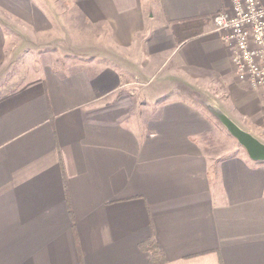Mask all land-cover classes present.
<instances>
[{"label": "crops", "instance_id": "1", "mask_svg": "<svg viewBox=\"0 0 264 264\" xmlns=\"http://www.w3.org/2000/svg\"><path fill=\"white\" fill-rule=\"evenodd\" d=\"M44 1L0 0V264H152L148 239L157 264H264V160L214 153L189 100L214 79L215 114L264 143V88L210 26L230 0ZM188 18L208 20L178 39ZM65 29L84 61L10 72Z\"/></svg>", "mask_w": 264, "mask_h": 264}, {"label": "rangeland", "instance_id": "2", "mask_svg": "<svg viewBox=\"0 0 264 264\" xmlns=\"http://www.w3.org/2000/svg\"><path fill=\"white\" fill-rule=\"evenodd\" d=\"M35 2H40L43 1L42 3L44 4V0H34ZM58 1V0H57ZM213 17V16H212ZM213 19V18H212ZM211 28L214 31V24L213 21L211 23ZM12 30V33L9 32V35H11L12 40L9 41L8 45L15 44L16 41H21L22 37L25 36V34L21 31L20 29H13L12 27L10 28ZM30 30V29H29ZM63 34L61 35H39L40 33L36 31V38L34 40L35 43L29 44L32 51L26 53L25 47L24 49L22 48L20 50V54L18 59L16 61H12L11 64V69L10 72H15L16 70L22 71V67L27 65V67H36L39 68L41 66H44L46 63H52L57 66H70L74 67L73 65L75 63H78L77 61H84L83 56H81L79 53H73L69 49H66L65 47L67 46L65 43L68 41L67 39H70L72 34L70 33L69 29H65ZM30 42V41H28ZM25 46V45H24ZM25 50V51H24ZM139 81H142L140 78L137 77V79L133 83H135L137 86L143 87V84L140 83ZM217 85V84H216ZM215 85V80L212 79L210 81V91H204V90H194L191 93V98L189 100H192L195 102L198 106H201L205 112L210 113L214 121L217 122L219 126V131L216 135H210V144L208 146H211V150L214 153H224L226 155L229 154H236L239 153L240 151H244V146L242 143L237 139V137H234L232 132H230L229 128L227 125L225 126L222 124L221 121V116H217L214 112L215 111H223L225 112V108L221 104L218 103L217 99L220 100L219 95L216 94V91L218 90V87ZM186 94H184V97ZM217 98V99H214ZM153 110V109H151ZM150 108L148 107L147 111L145 110L144 112L140 111V118L143 120L146 119V117H150ZM150 111V112H149ZM143 113L145 115H143ZM152 113V112H151ZM145 122V121H144Z\"/></svg>", "mask_w": 264, "mask_h": 264}, {"label": "built area", "instance_id": "3", "mask_svg": "<svg viewBox=\"0 0 264 264\" xmlns=\"http://www.w3.org/2000/svg\"><path fill=\"white\" fill-rule=\"evenodd\" d=\"M212 18L214 31L233 42L237 78L251 88H264V0H230Z\"/></svg>", "mask_w": 264, "mask_h": 264}, {"label": "trees", "instance_id": "4", "mask_svg": "<svg viewBox=\"0 0 264 264\" xmlns=\"http://www.w3.org/2000/svg\"><path fill=\"white\" fill-rule=\"evenodd\" d=\"M208 19L203 18H188L182 20H176L171 22V28L174 36L178 39L185 38L197 34L202 29V25L206 23ZM153 239H148L142 244L151 251V262L157 264L158 261H164V256L157 243Z\"/></svg>", "mask_w": 264, "mask_h": 264}, {"label": "water", "instance_id": "5", "mask_svg": "<svg viewBox=\"0 0 264 264\" xmlns=\"http://www.w3.org/2000/svg\"><path fill=\"white\" fill-rule=\"evenodd\" d=\"M224 124L227 125L230 132L234 137L242 143L244 148L248 151L249 155L258 160H264V143L252 136L249 132L242 130L232 121L228 120L225 116H222Z\"/></svg>", "mask_w": 264, "mask_h": 264}]
</instances>
